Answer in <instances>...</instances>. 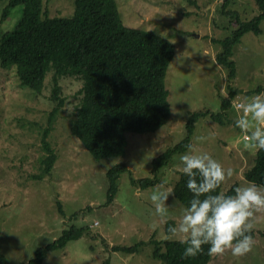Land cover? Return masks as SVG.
Wrapping results in <instances>:
<instances>
[{
    "label": "rangeland",
    "instance_id": "obj_1",
    "mask_svg": "<svg viewBox=\"0 0 264 264\" xmlns=\"http://www.w3.org/2000/svg\"><path fill=\"white\" fill-rule=\"evenodd\" d=\"M7 2L0 0V16ZM115 2L126 27L151 32L175 46L165 77L170 119L154 133H127L121 156L96 160L70 132L81 83L63 78L59 83L65 102L48 138L57 159L50 175L38 181L34 176L40 173L38 159L43 154L40 127H46L52 109L50 77L37 95L20 85L13 68L0 67V253L7 264H29L38 247L53 243L72 226L83 227L81 237L49 251L41 264H164L153 258L155 243L164 251L165 242L180 241L167 238L166 223L177 224L192 197L180 185L175 168L184 153L173 155L152 186L141 189L137 182L152 178V161L183 140L191 113L210 111L218 117L214 121L204 115L194 123L191 145L232 170L222 192L249 183L244 173L254 163L256 151L243 147L246 141L233 123L237 103L264 94V20L260 35L247 33L233 48L235 77L229 81L228 71L216 61L221 52L218 41L235 29L234 19L221 13L224 0ZM43 4L50 18L69 17L74 11L73 0H43ZM22 10V5L10 10L0 34L14 28ZM225 11L238 13L241 20L259 13L253 0L231 1ZM200 136L207 139L198 141ZM120 163L127 170L117 181L114 200L107 204L106 173ZM165 189L172 193L166 201L167 214L161 217L154 213L150 196ZM252 232L251 252L237 257L228 250L214 255L209 264H264V209L254 213ZM132 247L136 251L124 250Z\"/></svg>",
    "mask_w": 264,
    "mask_h": 264
},
{
    "label": "trees",
    "instance_id": "obj_2",
    "mask_svg": "<svg viewBox=\"0 0 264 264\" xmlns=\"http://www.w3.org/2000/svg\"><path fill=\"white\" fill-rule=\"evenodd\" d=\"M231 1L235 0H224L221 13L234 19L235 29L231 36L218 41L221 52L216 56L218 64L228 71L229 81L235 77L233 48L247 33L260 35L264 20V0H253L259 13L250 20H241L238 13L225 11ZM73 4L71 16L50 18L43 0H8L0 16L1 25L12 8L23 6L22 17L14 28L0 34V67L13 68L20 85L37 95L45 89L50 77L47 85L52 109L46 127H40L43 154L38 159L40 173L34 176L38 181L50 175L57 159L48 138L65 102L59 83L63 78H75L81 83L70 132L96 160L121 156L127 133H154L171 116L165 77L175 46L151 32L126 27L115 0H73ZM256 92L261 93V88ZM226 106L224 100L223 107ZM204 115L214 121L218 119L210 111L189 114L185 137L152 161V178L137 182L141 189L155 183L173 155L188 150L194 123ZM253 162L244 178L264 186V150L256 151ZM126 170L125 164L120 163L107 171V204L114 200L117 181ZM186 179L180 173L179 183L189 191ZM222 186L223 182L218 192H222ZM236 187L237 184L232 185L225 194H233ZM58 210L62 213L60 204ZM172 225L173 221L166 223L167 234ZM82 232L83 227L73 226L63 231L53 243L38 247L29 264H41L49 251L64 248L70 241L79 239ZM251 234L254 237V232ZM203 249L194 257H185L180 241L165 242L164 251L155 243L153 258L164 264H209L214 255L208 254L207 245ZM124 250L136 251V248ZM0 264H7L1 253Z\"/></svg>",
    "mask_w": 264,
    "mask_h": 264
},
{
    "label": "clouds",
    "instance_id": "obj_3",
    "mask_svg": "<svg viewBox=\"0 0 264 264\" xmlns=\"http://www.w3.org/2000/svg\"><path fill=\"white\" fill-rule=\"evenodd\" d=\"M236 108L239 112L233 126L246 141L243 147L253 152L264 150V94L245 97ZM206 139L197 137L198 141ZM187 149L175 168L187 177L186 188L192 197L183 208L179 222L168 228L167 238L179 237L185 257L196 256L204 250V245L209 255H222L230 250L239 257L251 252L254 213L264 209V186L249 182L234 188L233 194L218 192L232 170L225 169L206 151L191 144ZM171 193V189H165L151 194L157 216H166L170 207L166 201Z\"/></svg>",
    "mask_w": 264,
    "mask_h": 264
},
{
    "label": "built area",
    "instance_id": "obj_4",
    "mask_svg": "<svg viewBox=\"0 0 264 264\" xmlns=\"http://www.w3.org/2000/svg\"><path fill=\"white\" fill-rule=\"evenodd\" d=\"M237 105V104H236Z\"/></svg>",
    "mask_w": 264,
    "mask_h": 264
}]
</instances>
